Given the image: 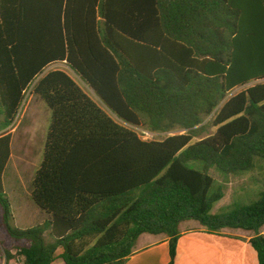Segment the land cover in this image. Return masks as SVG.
<instances>
[{
  "label": "trees",
  "instance_id": "16d2710c",
  "mask_svg": "<svg viewBox=\"0 0 264 264\" xmlns=\"http://www.w3.org/2000/svg\"><path fill=\"white\" fill-rule=\"evenodd\" d=\"M33 84L51 111L31 184L46 220L11 226L12 137L0 136V205L18 249L1 243L6 264H126L144 234L168 238L176 264L187 221L210 234L253 233L264 264V192L211 213L224 198L221 188L211 194V172L237 175L264 160V0H0L4 127ZM211 116L216 131L201 138ZM140 130L171 135L145 140Z\"/></svg>",
  "mask_w": 264,
  "mask_h": 264
},
{
  "label": "rangeland",
  "instance_id": "374dc122",
  "mask_svg": "<svg viewBox=\"0 0 264 264\" xmlns=\"http://www.w3.org/2000/svg\"><path fill=\"white\" fill-rule=\"evenodd\" d=\"M52 69H62L69 72L76 80L73 73L62 64L54 66ZM79 82V80H77ZM81 84V83H80ZM83 86V84H82ZM84 87V86H83ZM89 94L93 91L84 87ZM243 88L235 90L232 95L239 93ZM51 119V111L47 105L36 99L32 94L26 96L25 104L21 108L20 114L17 118L16 124L13 128H6L3 125L4 117H0V136L4 134H11V158L8 163V170L6 171V197L12 206V215L16 220H12L11 226L13 228L21 227L24 222L23 211L24 206L20 204L18 191L20 188V179L23 181L22 190L29 192L31 188V179L36 170L39 168L43 160L44 147L46 136ZM214 116L206 119V124L209 126L207 131L201 138H206L215 133L216 129L211 126ZM145 140H163L171 134H152L149 132L138 131ZM189 167L199 169L200 163L192 162L188 164ZM19 169V174L14 185H10L9 181L14 178V170ZM211 176L215 179V185L211 194L216 192L218 188L222 189L224 198L216 203L213 207L212 214L228 212L238 206L249 205L257 201L260 194L264 192V160L256 158L254 167L246 172L237 175L227 176L223 173L212 171ZM26 196V195H25ZM22 199V198H21ZM23 209V210H22ZM22 210V212H21ZM3 208L0 205V245L1 243L7 249H12L14 255L18 257L17 243L7 233L3 223ZM192 222V221H191ZM149 236V235H148ZM1 247V246H0ZM59 253L61 252L58 251ZM59 261V260H58ZM18 258L15 260V264Z\"/></svg>",
  "mask_w": 264,
  "mask_h": 264
},
{
  "label": "crops",
  "instance_id": "0c3cea01",
  "mask_svg": "<svg viewBox=\"0 0 264 264\" xmlns=\"http://www.w3.org/2000/svg\"><path fill=\"white\" fill-rule=\"evenodd\" d=\"M33 96L40 100L37 96ZM7 170L8 165L3 174L5 194ZM18 170H14L13 173L15 175L9 181L10 185H14L16 182L17 176L20 174ZM20 184L21 190L18 191V195L20 194V205L26 209H22L25 211V219L24 222L22 221L23 225L19 228L17 227V229L27 230L42 224L46 220V216L34 204L31 198L32 188L24 194L22 179H20ZM13 220H16L14 216ZM180 233L181 237L177 245L178 259L176 264H259L257 253L249 243L254 236L251 232L223 229L218 234H210L200 223L187 221L180 225ZM262 233L264 234V229ZM169 241L165 236L142 235L138 240L135 253L126 264H171ZM62 252L61 250L57 254L61 255ZM11 253L14 255L13 250ZM15 260L10 261L9 264H15ZM58 260L53 264H64L62 259ZM0 264H6L1 254Z\"/></svg>",
  "mask_w": 264,
  "mask_h": 264
},
{
  "label": "built area",
  "instance_id": "2783aa9c",
  "mask_svg": "<svg viewBox=\"0 0 264 264\" xmlns=\"http://www.w3.org/2000/svg\"><path fill=\"white\" fill-rule=\"evenodd\" d=\"M34 85H35V84H33V85L30 86L29 90H28L27 93H26V96H27V95H31V91H32ZM24 104H25V103H24ZM19 114H20V113H19ZM18 116H19V115H18ZM17 118H18V117H17ZM16 121H17V119H16ZM16 121H15V123L13 124V126H15ZM16 264H19V260H18V262H17Z\"/></svg>",
  "mask_w": 264,
  "mask_h": 264
}]
</instances>
